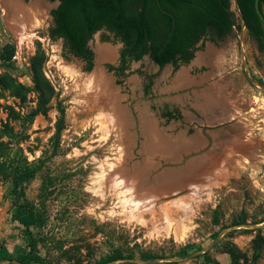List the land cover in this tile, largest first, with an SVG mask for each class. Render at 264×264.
<instances>
[{
  "label": "rangeland",
  "instance_id": "1",
  "mask_svg": "<svg viewBox=\"0 0 264 264\" xmlns=\"http://www.w3.org/2000/svg\"><path fill=\"white\" fill-rule=\"evenodd\" d=\"M3 1L0 53L13 44L15 55L0 75L21 84L25 99L0 88V162L9 169L0 176V264H22L16 258L28 250L30 231L32 264H104L119 255L107 264H233L232 253L235 264H264V226L232 229L264 225V91L250 82L264 86V53L234 4L233 32L202 41L189 65L160 70L146 55L121 73L110 68L124 48L113 33L89 40L94 67L87 71L63 39L50 37L55 4L42 0L44 16L26 17L19 39ZM20 1L30 10L38 0ZM104 50L115 55L102 61ZM41 52L53 93L47 113L31 120L39 101L32 62ZM96 76L110 79L111 89L94 84ZM222 105L230 110L219 115ZM164 108H178L181 118H163ZM111 114L116 127L104 119ZM100 174L103 196L93 191ZM188 245L195 252L179 256Z\"/></svg>",
  "mask_w": 264,
  "mask_h": 264
},
{
  "label": "trees",
  "instance_id": "2",
  "mask_svg": "<svg viewBox=\"0 0 264 264\" xmlns=\"http://www.w3.org/2000/svg\"><path fill=\"white\" fill-rule=\"evenodd\" d=\"M49 1L60 2L59 7L51 12L53 25L50 28V37L53 40L63 39L69 53L86 63L87 71H91L94 67V54L88 43L100 30L113 33L124 44L118 68L110 67L123 73L127 70L130 61H140L148 53L153 62L161 68L173 63L178 69L194 58V52L198 50L196 44L201 39L218 43L229 36L236 26L231 0H159L162 8L171 12L176 19V29L169 42L167 40L173 20L162 13L156 0ZM237 2L249 34L257 41L260 51H264V27L256 13L255 0H237ZM259 7L264 16V0L259 1ZM202 47L204 44L200 48ZM14 55L15 46L7 45L0 53V67L10 62ZM44 60L45 54L41 52V55L34 57L32 62L39 101L36 110L28 116L31 120L39 113H47V105L52 98L53 87L42 69ZM1 87L9 91L13 97L25 99L24 87L11 76L0 75ZM13 115L15 120L19 119L18 114L12 112ZM162 117L168 120L180 119L181 114L177 110L174 112L166 109ZM10 130V126L5 125L6 135L11 134ZM61 130L60 126L57 134H60ZM8 174L7 164L0 162V176L7 177ZM21 179L23 181L24 177ZM19 215L20 221L27 224L25 218L27 215L20 213ZM29 233L28 250H23L16 258L22 264H32L37 257V242L32 232ZM185 249L179 253V256H188L195 252L194 245H188ZM201 249V247L197 248L198 251ZM0 254L5 256V248H0ZM116 257L105 261L104 264L117 260ZM232 263L235 264L233 253Z\"/></svg>",
  "mask_w": 264,
  "mask_h": 264
},
{
  "label": "bare ground",
  "instance_id": "3",
  "mask_svg": "<svg viewBox=\"0 0 264 264\" xmlns=\"http://www.w3.org/2000/svg\"><path fill=\"white\" fill-rule=\"evenodd\" d=\"M4 3L7 5V9L10 11V20H9V23H10V27H11V29H12V31H15L16 32V35H17V37L19 38V39H22L23 37H25L24 35H22V33L24 32V28L26 27V25H27V23L28 22H30V20L29 21H27L28 20V18L30 17V19H31V17H33L34 19H35V21L37 20V21H39L40 19H38L39 18V15L40 16H44V12H43V8H45V5L43 4V1L42 0H38V1H36V2H34L33 3V5H32V7L30 8V10H29V8L27 9L26 8V6H24V4L20 1V0H4L3 1V5H4ZM6 5H4V6H6ZM30 5V4H29ZM26 17H28V18H26ZM26 19V20H23V19ZM45 18V17H44ZM43 21H41V22H37V23H34L33 25H35L36 27L37 26H39V25H41V23H42ZM9 25V24H8ZM30 27V26H29ZM26 29V28H25ZM210 53V52H209ZM213 52H212V54H211V56L213 57ZM115 54L113 53V50H111V51H106V50H104V53L102 54V53H100V57H99V59L100 60H102V61H104L105 59H110V58H113V56H114ZM210 59V58H209ZM221 61V60H220ZM214 63H216V62H214ZM222 63H224L223 61H222ZM218 64V63H217ZM221 65V64H220ZM218 67H220L219 65H218ZM79 75V74H78ZM104 75V74H103ZM94 76V75H93ZM106 76V75H105ZM97 78H95L94 77V79H92V81L94 82V84H97V85H99L98 84V82L100 83V84H102V86L104 85V87L106 88V91H108V89H111V86H110V79H106L104 76H96ZM100 86V85H99ZM98 88V87H97ZM96 91V90H95ZM111 92V91H110ZM104 93V92H103ZM105 94V93H104ZM97 95V94H96ZM107 95V94H106ZM112 100L114 101L115 100V104H117V101H116V99L115 98H112ZM109 103V102H108ZM112 113V112H111ZM108 114V113H107ZM109 114H110V112H109ZM116 114V113H115ZM112 116H114L113 114H111V116L109 115H106L105 116V118L104 119H106L107 120V123H110V124H112L113 126H114V124H116V122H115V119L112 117ZM120 119V118H119ZM117 120V119H116ZM120 123V122H119ZM126 123V122H125ZM108 125V124H107ZM111 125V126H112ZM109 126V125H108ZM113 126H112V128H113ZM125 126V125H124ZM114 127H116V126H114ZM124 128V127H123ZM122 129V127L120 128V129H118L117 128V130L119 131V134L120 133H123V130H121ZM126 133V132H125ZM149 134H151L150 136H152V132L150 131L149 132ZM122 135V134H121ZM118 136V138H120L121 137V140L123 141V139H122V136ZM153 139V137L151 138V140ZM120 153H121V151H120ZM122 154V153H121ZM123 158V156L121 155V157H120V159H122ZM119 160V159H118ZM108 166V165H107ZM106 166V167H107ZM112 166V165H111ZM110 165H109V167L106 169L107 171H111V169L113 170V166L111 167ZM105 168V167H104ZM103 168V169H104ZM117 168V167H116ZM102 170V169H101ZM103 171V170H102ZM105 172V171H104ZM102 173V172H101ZM106 174V173H105ZM108 178V177H107ZM115 178V177H114ZM112 179V178H111ZM180 179V178H179ZM183 179V178H182ZM105 180H106V176H105ZM94 181V180H93ZM103 174L101 175L100 174V176L98 175L96 178H95V181H94V184H95V188L93 189V191H94V193L96 194V195H100V196H103L104 195V191H105V187H104V184H103ZM115 182V181H114ZM118 183V182H117ZM119 184V183H118ZM118 184H117V186H116V188H119L118 187ZM115 187V186H114ZM122 187V186H121ZM113 190V189H112ZM118 192V191H117ZM133 194V193H132ZM138 194V193H137ZM119 195V194H118ZM124 197V196H123ZM118 198H119V196H118ZM121 199H122V197H120ZM119 198V199H120ZM123 200H125V198L123 199ZM124 204V203H123Z\"/></svg>",
  "mask_w": 264,
  "mask_h": 264
},
{
  "label": "water",
  "instance_id": "4",
  "mask_svg": "<svg viewBox=\"0 0 264 264\" xmlns=\"http://www.w3.org/2000/svg\"><path fill=\"white\" fill-rule=\"evenodd\" d=\"M22 1H24V2H31V1H33V0H29V1L22 0ZM45 1L48 2V3H50V4H55L54 9L58 8L59 5H60V2H59V1H55V2H51V1H49V0H45ZM156 1H157V4H158L160 10L162 11V13H164V14L170 16V17L172 18V20H173L172 30H171L170 35H169V38H168V40H167V42H169V41L172 39V37H173V33H174L175 29H176V19H175V16H174L171 12H169V11H167V10H165V9L162 8L161 3H160L159 0H156ZM259 1H260V0H255L254 5H255L256 13H257L258 17L260 18V20L262 21V24H263V27H264V16H263V14H262L261 11H260ZM232 4H234V6L236 7L237 14H238V16L240 17V20L242 21L243 29H247V28H246V25H245V23H244L243 17H242V15H241L240 11H239L237 0H231V7H232ZM2 7H3V6H2ZM231 10H232V9H231ZM50 17L52 18L51 15H50ZM201 45H202V41H200V42L197 44L198 47H200ZM196 57H197V53H196ZM147 59L150 60V55H147ZM149 62L151 63L152 60L149 61ZM168 65L171 66L172 64L169 63V64H167L166 66H168ZM166 66H165V67H166ZM250 82H251L252 84H254L256 87H258V88H260L261 90L264 91V86H263V85H261V84L255 82V81H253V80H251V79H250ZM225 126H226V124H225V125H220V126H217V127L208 128V129L214 131V130H218V129H220V128H223V127H225ZM209 148H210V147H207L205 150H202V151L199 152L198 154H195L194 156H190V158H192V157H196V156H200V155L204 154ZM262 226H264V225H242V226L234 227V228H232V229L260 228V227H262ZM221 238H222V235H221L220 237H218V238L214 241V243L212 244V246H211L210 248L203 249V250L199 251L197 254H204V253H206L208 250L212 249V248H213V247L219 242V240H220ZM197 254H195V255H197ZM191 258H193V256H189L187 259L190 260ZM166 261L169 262V261H172V260H166ZM174 261H179V260L174 259ZM121 262L123 263V261H121ZM124 262H127V261H124ZM160 262H161V261H160ZM111 264H113V263H111ZM114 264H115V263H114Z\"/></svg>",
  "mask_w": 264,
  "mask_h": 264
},
{
  "label": "flooded vegetation",
  "instance_id": "5",
  "mask_svg": "<svg viewBox=\"0 0 264 264\" xmlns=\"http://www.w3.org/2000/svg\"><path fill=\"white\" fill-rule=\"evenodd\" d=\"M248 33H249V31H248ZM253 40L255 41L254 38H253ZM200 41H204V39H201ZM205 41H208V40H205ZM263 41H264V40H263ZM212 43H213V42H212ZM255 43H256V46H257L259 52L264 53V51H260L257 41H255ZM196 47H198L197 44H196ZM199 48H200V47H198V50H199ZM198 50H196V51L194 52V58H193L188 64H184V65H189V64H190V63L196 58V53H197ZM147 55H150V54L148 53ZM151 60H152V59H151V57H150V60H149V61H151ZM149 63H150V62H149ZM151 64H154L155 66L159 67L160 70H163V68H165V66H166V65H165L164 67L161 68L159 65H157L156 63H154L153 60H152ZM168 64H169V63H168ZM171 64L173 65V63H171ZM174 67H175V66H174ZM152 85H153V82L150 81V85H149V86L151 87ZM214 98H216V97H214ZM214 101L216 102L215 99H214ZM214 101H213V99H212V100H211V103L214 104V103H215ZM218 103H219V102H218ZM215 104H216V103H215ZM216 106H217V105H216ZM166 109H168V108H164V109H162V111H161V116H162V113H163L164 111H166ZM168 110H169V109H168ZM175 110L179 111V113L181 114V112H180V110H179L178 108L170 109L169 111H174V112H175ZM229 110H230L229 107H226V106L222 105L221 107H219V108L217 109L216 112H218L219 115H220V114H222L223 112L227 113ZM218 113H216V114H218ZM181 116H182V114H181ZM209 128H212V127H209ZM207 129H208V128H207ZM204 130H206V128H205Z\"/></svg>",
  "mask_w": 264,
  "mask_h": 264
}]
</instances>
